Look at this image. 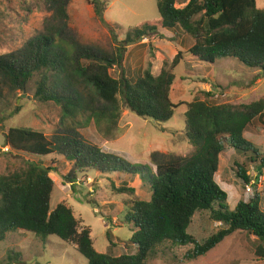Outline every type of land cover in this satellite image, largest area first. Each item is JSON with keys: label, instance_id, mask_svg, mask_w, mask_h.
<instances>
[{"label": "trees", "instance_id": "obj_1", "mask_svg": "<svg viewBox=\"0 0 264 264\" xmlns=\"http://www.w3.org/2000/svg\"><path fill=\"white\" fill-rule=\"evenodd\" d=\"M86 1L95 17L102 20L107 3ZM46 2L51 20L58 26L49 27L46 35L39 34L27 41L20 51L0 57V93L4 89L24 92L37 75L35 100L53 103L60 109L62 119L75 122L79 117L87 124L93 122L104 134L117 125L118 97L137 116L156 124L170 121L178 108L185 107L184 136L193 152L171 163L155 161L153 170L150 165L129 163L96 146H84L74 137L61 135L49 139L41 131L10 127L4 137L11 152L35 158L61 155L74 162L79 173L137 177L148 186L150 200L132 201L122 222L133 231L129 243L137 248V253L113 255L115 245L110 231L106 233L107 252L99 253L94 249L90 230L80 229V222L70 208L63 203L50 208L54 188L52 169L42 161H26L21 170L0 177V241L15 231L31 233L37 239L55 237L74 246L87 264H146L160 246L168 243L171 248L186 249L182 260L188 263L240 232L255 239L258 244L254 255L264 260L262 196L246 195L230 211L227 193L215 182L220 156L226 152L255 165L258 176L264 174V154L244 137L255 122L264 126V99L250 104H220L215 94L204 92V100L173 102L170 92L175 81L174 69L184 59L179 50L170 63L163 64L157 76L150 70L131 73L129 77L124 74L117 79L110 75V71L123 66L128 46L146 38L149 44L155 37L165 38L160 29L169 32L180 29L192 41L185 53L192 59L209 65L233 60L264 77V9L257 7L256 0H188L182 7L177 6L181 0H157L159 23H145L132 30L121 45L107 53L65 36L69 0ZM19 110L16 108L14 115ZM237 156L232 162L236 176L247 184L250 180L245 165ZM116 191L135 194L128 186ZM197 215L205 216L206 227L194 230ZM198 237H203L201 242Z\"/></svg>", "mask_w": 264, "mask_h": 264}, {"label": "rangeland", "instance_id": "obj_2", "mask_svg": "<svg viewBox=\"0 0 264 264\" xmlns=\"http://www.w3.org/2000/svg\"><path fill=\"white\" fill-rule=\"evenodd\" d=\"M103 1L107 3V9L102 20H98L86 0H69L66 7L68 20L65 36L82 46L111 53L116 45H121L127 33L145 23H159L157 0ZM187 1L181 0V5L177 6H184ZM256 4L259 9H264V0H256ZM52 26L58 24L51 20V11L46 0H0V57L20 51L27 41L39 34L46 35L47 29ZM159 33H164L166 37L157 38L158 40L155 37L151 44L147 39L144 46H136L127 62L123 61V66L110 71V75L117 79L124 74L129 77L131 73L145 70L157 75L163 64H168L173 59L177 48L184 53V59L173 73L175 81L172 90L175 103L203 100L205 85L215 86L209 89L220 104H250L264 99V78L257 71L245 69L233 60H220L213 65L199 62L185 54L192 41L180 29L171 32L160 29ZM38 80L39 76H34L24 92H7L4 89L0 93V177L21 170L26 161H42L45 167L52 169V210L59 203L70 208L80 222V229L90 230L97 252H107L109 243L106 233L110 231L111 241L115 245L112 249L113 255L136 254L137 248L129 243L133 231L122 222L132 201L150 200L146 184L137 177L132 179L131 176L121 173L110 176L93 171L79 173L74 162L57 154L35 158L25 153L11 152L4 144L5 133L10 127H27L41 131L49 139L61 135L74 137L84 146H96L104 153H115L129 163L150 165L154 170L155 161L171 163L192 154L193 147L184 136L186 108H178L170 121L156 124L150 119L137 116L118 97L120 117L117 125L108 134H104L93 122L87 124L79 117L75 122L62 119L60 109L53 103L35 100L34 92ZM18 107L20 110L14 115ZM244 137L264 154V126L255 122L244 133ZM233 155L226 152L220 156L215 175V182L227 193L228 209L233 211L237 202L246 195L262 196L260 205L263 208L264 179L258 183L259 176L255 165L236 155L238 161L245 165L249 180L256 179L251 192H246V184L236 176V168L232 164L236 156ZM127 186L134 189V195L116 191ZM204 221L205 216L197 215L192 229L206 227ZM215 225L217 224H212L213 227ZM202 238L198 237V241L201 242ZM257 244L253 237L235 232L205 256L186 263L182 260L186 249H174L165 243L146 264H264V260L254 255ZM0 264H87V261L74 246L55 237L37 239L31 233L15 231L0 241Z\"/></svg>", "mask_w": 264, "mask_h": 264}, {"label": "crops", "instance_id": "obj_3", "mask_svg": "<svg viewBox=\"0 0 264 264\" xmlns=\"http://www.w3.org/2000/svg\"><path fill=\"white\" fill-rule=\"evenodd\" d=\"M160 34H161V33H160ZM162 34L166 37V35H165L164 33H162ZM146 41H148V40H147V39H144V40H142L138 45H133V46L128 47L127 50H126V53H125L124 63H126L127 60H128V58L132 55V51H133L134 49H136L135 47H136V46H139V45H140V46H144V44H145L144 42H146ZM175 48H176V47H175ZM176 53H177V48H176L175 55H176ZM175 55H174V56H175ZM170 56H171V55H170ZM151 74L154 75V76H157L159 73H158L157 75H155L154 72H153V73L151 72ZM263 78H264V77H263ZM173 83H174V82H173ZM172 86H173V85H172ZM209 87H212V86H210V85H205V89H204L205 92H206V93H211V94L214 95V93L211 92V90L209 89ZM173 97H174V96H173V90H172V88H171L170 98H171L172 101H173ZM199 100H200V99H199ZM203 100H204V99H203ZM173 102H174V101H173Z\"/></svg>", "mask_w": 264, "mask_h": 264}, {"label": "built area", "instance_id": "obj_4", "mask_svg": "<svg viewBox=\"0 0 264 264\" xmlns=\"http://www.w3.org/2000/svg\"><path fill=\"white\" fill-rule=\"evenodd\" d=\"M263 179H264V178H263V175H262V176H259V181H258V183H261V180H263ZM255 182H256V179H255V180H250L249 183H247V184L245 185V190H246V192H248V193L251 192V189H252L253 185L255 184Z\"/></svg>", "mask_w": 264, "mask_h": 264}, {"label": "water", "instance_id": "obj_5", "mask_svg": "<svg viewBox=\"0 0 264 264\" xmlns=\"http://www.w3.org/2000/svg\"><path fill=\"white\" fill-rule=\"evenodd\" d=\"M5 145H6V141H5V143H4Z\"/></svg>", "mask_w": 264, "mask_h": 264}, {"label": "clouds", "instance_id": "obj_6", "mask_svg": "<svg viewBox=\"0 0 264 264\" xmlns=\"http://www.w3.org/2000/svg\"><path fill=\"white\" fill-rule=\"evenodd\" d=\"M147 39V38H146ZM144 40V39H143Z\"/></svg>", "mask_w": 264, "mask_h": 264}]
</instances>
